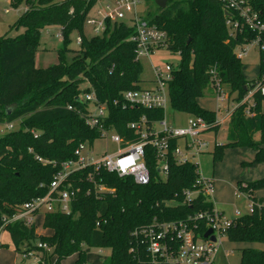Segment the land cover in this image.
I'll return each mask as SVG.
<instances>
[{
  "label": "trees",
  "instance_id": "trees-1",
  "mask_svg": "<svg viewBox=\"0 0 264 264\" xmlns=\"http://www.w3.org/2000/svg\"><path fill=\"white\" fill-rule=\"evenodd\" d=\"M145 1L155 8L148 9L144 18L168 33V49L181 57L179 66L173 65L168 86L173 108L202 116L214 123L212 130L217 131V112L199 103L206 90L213 88L214 71L222 87L229 86V96L235 94L237 104L230 117L227 142L216 144L212 151L214 162L223 158L228 147H250L256 151L254 162L264 163V96L256 92L253 104L244 101L262 79L263 61L258 76L247 79L244 63L234 51L235 41L229 36L222 3L168 0L162 8L155 0ZM95 3L11 0L14 7L27 4L28 9L11 26L23 28V33L0 37V123H19L18 129L0 137V224L22 211L25 202L45 196L63 164L76 158L75 150L81 143L93 145L101 138V131L86 123L91 104L77 100L83 93L96 92L108 111L105 128L129 142L140 138L130 123L145 117L152 126L164 119V108L130 107L124 99V92L143 87V66L131 39L134 26L124 19L108 20L102 33L90 38L85 35L86 18ZM52 26L62 32L64 47L57 63L39 67L36 53L41 33ZM74 32L82 37L78 48H70ZM68 52L73 54L70 61ZM177 145L178 139H173L165 178L158 170L157 149L145 146L150 173L147 183L92 166L74 171L61 186L79 189L71 200V214L45 212L43 227L51 231L47 235H38L34 222L7 224L5 230L15 251H35L41 257L38 264H59L73 255L77 264H86L87 247L110 249L103 264H168L164 257L150 253L143 229L186 221L204 236L207 220H188L189 216L214 208L213 201L201 191L192 200L186 197L187 190L201 188L199 165L178 163L174 157ZM100 185L105 189L100 190ZM259 189H264V177L238 182V190L255 202V208L233 220L225 234L229 241L264 244V200L254 196ZM39 242L49 248L38 247ZM239 250V264H264V248Z\"/></svg>",
  "mask_w": 264,
  "mask_h": 264
},
{
  "label": "built area",
  "instance_id": "built-area-1",
  "mask_svg": "<svg viewBox=\"0 0 264 264\" xmlns=\"http://www.w3.org/2000/svg\"><path fill=\"white\" fill-rule=\"evenodd\" d=\"M219 1L223 5L229 36L235 41L234 51L237 58L242 60L255 49L264 66V0ZM140 2L141 0H113L111 3L101 5L96 11V16L88 14L86 25L93 27L96 34H100L105 30L108 20H122L127 13L132 12L131 24L135 28V33L131 39L136 44V56L139 60L141 57H150L156 49L168 48L170 39L165 30L150 23L140 14L138 11ZM56 36L63 39L61 31ZM76 42L79 45L82 42V37L78 36ZM172 70L173 64L171 63L166 64L164 68L153 66V86L124 92L126 103L130 107L164 108L170 98L168 86L172 79ZM212 81L217 99L224 100L225 91L214 71ZM256 92H260L264 96V70L262 79L257 82L254 89L249 91L244 101L249 100ZM79 98L91 104L85 117L87 125L98 128L101 131V137L111 138L112 141L120 145V148L113 153H106L100 158H94L86 151L89 144L81 143L75 150L76 158L63 164L45 196L35 197L25 202L22 211L10 218H4L3 223L0 224V249L3 244L5 227L11 222L31 223L34 221L35 215L40 213L43 208L46 209L45 212L60 210L71 214V200L79 189L68 187L62 189L61 186L74 171L88 166L94 167L95 170L104 168L109 172H116L121 177L133 176L137 183L143 184L150 180V173L145 162L146 145L151 144L157 149L158 170L164 178L169 171L168 160L173 139H178L174 157L180 164L193 162L192 157L208 150L209 142L202 137V134L212 130L214 123H209L202 116H192L188 120V125L183 127L171 126L165 119L151 126L143 117L139 122L130 123V128L135 130L140 138L137 141L129 142L116 132L105 128V120L108 116L106 104L100 102L94 90L83 93ZM216 122L218 123V120ZM156 124L160 127L157 128ZM181 139L185 140L184 144L180 143ZM198 183L201 185L199 190L185 192L188 200L195 198L199 191L211 200L215 189L214 179L205 178L200 173ZM99 189L104 190L105 187L100 185ZM248 207L251 212L255 208V202L251 198ZM197 219L207 220L208 229L212 228L215 240L201 236L197 232L196 226L190 225L186 221L165 222L143 229L150 253L154 257H164L168 264H215L216 255L223 244V238L234 219L226 218L215 206L209 212H199L189 216L188 220ZM38 247L49 248L48 244L44 242H39ZM22 255L24 258L34 257L37 262L41 261V257L35 251Z\"/></svg>",
  "mask_w": 264,
  "mask_h": 264
},
{
  "label": "rangeland",
  "instance_id": "rangeland-1",
  "mask_svg": "<svg viewBox=\"0 0 264 264\" xmlns=\"http://www.w3.org/2000/svg\"><path fill=\"white\" fill-rule=\"evenodd\" d=\"M63 1V0H56ZM113 0H96L95 5L89 12V15L96 16V11L100 8L101 5L106 3H111ZM28 9L27 4H21L19 7H14L11 4V0H0V37L2 36H11L15 37L23 33V28H12L11 26L16 22L19 16L23 11ZM150 8H155V5L152 2H147L145 0H141L138 11L140 14L146 13V11ZM133 14L127 13L124 21L127 23H131V18ZM85 35L87 37H92L96 35L93 30V27L86 25L85 26ZM59 32L58 27H46L42 30L40 37V49L36 53V64L39 67H48L53 65L59 61V50L64 47L63 40L56 36ZM79 34L74 32L71 35L72 42L70 43V48H78V44L76 42ZM73 54L71 52L66 53V58L68 61L72 59ZM140 61L143 66V87L150 88L153 86L152 81L154 80L153 66L164 68L166 64L171 63L174 66H179L181 63V57L179 53H175L166 47L158 48L153 53H151L150 57H141ZM244 63L243 72L246 78L253 79L259 72L260 69V57L258 55L257 50H252L248 56L242 59ZM87 85L85 84V87ZM225 91V99L221 101L223 107H226L228 101L232 105H236L235 94L229 95V86H223ZM213 88H209L206 90L205 95L199 99L200 104L209 110L216 109V100L213 97L212 93ZM228 94V95H227ZM254 102V98H250V103ZM262 109L264 110V99L262 101ZM164 119L166 122L174 127H183L188 125V120L192 117L191 114L187 112H181L173 108L171 105L170 98H168L167 103L164 107ZM223 112L219 113L218 121H221L223 118ZM156 127L160 126L156 124ZM19 123L15 122L13 124L8 123H0V137L4 136L6 133L18 129ZM227 133H228V123L220 124L217 131L211 130L209 135L212 137H216V143L223 144L227 142ZM185 140H181L183 143ZM120 148V145L111 140L108 137H101L97 139L93 145H89L86 151L94 158H100L106 153H113ZM214 145L209 146V149L199 155L192 157V161L199 165L200 173L205 178H214L216 180V191L212 194V198L214 197L216 200L218 196L222 194H226V188L228 187V177L232 175L233 172L228 173L229 170L227 167L226 160H229L228 149L224 150L223 158L219 161L214 162L212 151ZM227 164V165H225ZM233 166V165H232ZM235 166L232 167V171H234ZM224 186V187H223ZM236 187V186H235ZM238 187V184H237ZM221 190V192L219 191ZM229 195V193H228ZM259 200H264V198H257ZM218 201V200H217ZM224 201V200H223ZM218 201L219 207L224 208L226 210V218L232 219V217L238 218V216H243L250 211L248 205L250 202V197L246 193H241L240 196L235 197L234 200L226 202ZM239 210V214L237 215L236 211ZM46 209L43 208L42 211L35 215L34 224L36 227V232L38 235L50 234L51 231L49 229H45L43 227V219L44 213ZM3 245L0 249V264H38L34 257L24 258L22 254H18L15 251L14 243L10 236L8 230H5L2 238ZM240 248L233 244V242L229 241L226 237L223 238V244L220 246L218 254L215 259V264H239L240 262ZM110 255V249H101L97 247H87V263L86 264H103L107 257ZM56 257L53 258V262H55ZM77 256L73 255L62 259L59 264H77L76 262Z\"/></svg>",
  "mask_w": 264,
  "mask_h": 264
},
{
  "label": "crops",
  "instance_id": "crops-1",
  "mask_svg": "<svg viewBox=\"0 0 264 264\" xmlns=\"http://www.w3.org/2000/svg\"><path fill=\"white\" fill-rule=\"evenodd\" d=\"M142 15H144V14H142ZM259 72H260V69H259ZM259 72H258V74H259ZM258 74L256 75V77L258 76ZM211 94L213 95V97L216 100V109H214V111L217 112V116H219L220 112H223V114H224L221 121H218L219 126H220V124L226 122V123H228V127H229L230 117H231L235 107L237 106V104L236 105L233 104L231 107V103L228 101L226 107H223V105L221 104V101L217 99V94H216L214 88H213ZM229 97L230 96L228 95V98ZM248 101L250 102V99ZM251 104H253V103H251ZM218 118H217V120H218ZM210 131L211 130L204 132L202 134V137L205 138L209 142V146L214 145V147H215V145L218 143H216V137L215 136L212 137L211 135H209ZM214 131H216V130H214ZM256 137L258 138L259 135L257 134ZM181 140H184V139H181ZM181 140H180V143H181ZM184 143H185V141H183L182 144H184ZM208 149H209V147H208ZM213 150H214V148H213ZM228 151H229L228 152L229 160H226L227 162H225L228 165L227 164H225V165H227V167H229L228 173H231V172H233V173H232V175L228 174L229 175V177H228V179H229L228 180V182H229L228 187L229 188H226L223 186L226 189L225 190L226 194H224L223 196H222V194H220L218 196L217 200L218 201L224 200L223 202H226L227 200L232 201V200H234L235 197H238L241 195V192H239L238 187H237L238 182H240V181L250 182V181H254V180H257V179L264 177V163L254 162L255 156H256V151L254 149H252L250 147H230V149H228ZM232 165L235 166L234 171H232V167H233ZM214 182H215V189H214L213 193H215V191H216V180L215 179H214ZM219 191L221 192V190H219ZM228 193H229V195H228ZM254 196L256 198H264V189L256 190L254 192ZM211 200L213 201L214 206L217 208V210L220 211L224 216H226L227 215L226 210L224 208L219 207L218 201L214 197ZM236 213L238 215L240 213L239 210H237ZM232 219H236V217H232ZM233 244H236L239 248L250 247V246L261 248V249L264 248V244H260V243L248 244V243L233 242Z\"/></svg>",
  "mask_w": 264,
  "mask_h": 264
},
{
  "label": "water",
  "instance_id": "water-1",
  "mask_svg": "<svg viewBox=\"0 0 264 264\" xmlns=\"http://www.w3.org/2000/svg\"><path fill=\"white\" fill-rule=\"evenodd\" d=\"M155 2H156V4H157V6L162 7V8H165L166 5H167V3H168V0H155ZM77 100H80V98L77 97ZM212 233H213L212 228H209V229L206 231V233L204 234V237H205V238H210L211 240H215V236L212 235Z\"/></svg>",
  "mask_w": 264,
  "mask_h": 264
}]
</instances>
